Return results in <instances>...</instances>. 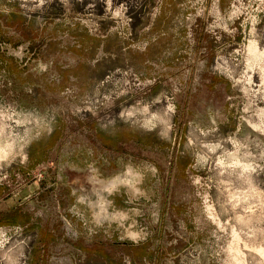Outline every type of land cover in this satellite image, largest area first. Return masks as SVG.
Returning a JSON list of instances; mask_svg holds the SVG:
<instances>
[{"label":"rangeland","instance_id":"374dc122","mask_svg":"<svg viewBox=\"0 0 264 264\" xmlns=\"http://www.w3.org/2000/svg\"><path fill=\"white\" fill-rule=\"evenodd\" d=\"M0 264H264V0H0Z\"/></svg>","mask_w":264,"mask_h":264}]
</instances>
